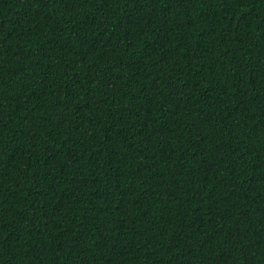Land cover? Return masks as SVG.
<instances>
[{"label":"trees","instance_id":"obj_1","mask_svg":"<svg viewBox=\"0 0 264 264\" xmlns=\"http://www.w3.org/2000/svg\"><path fill=\"white\" fill-rule=\"evenodd\" d=\"M0 264H264V0H0Z\"/></svg>","mask_w":264,"mask_h":264}]
</instances>
